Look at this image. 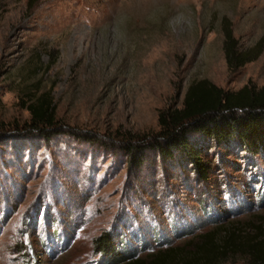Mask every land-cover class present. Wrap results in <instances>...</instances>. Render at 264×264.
<instances>
[{
    "label": "rangeland",
    "instance_id": "rangeland-1",
    "mask_svg": "<svg viewBox=\"0 0 264 264\" xmlns=\"http://www.w3.org/2000/svg\"><path fill=\"white\" fill-rule=\"evenodd\" d=\"M223 19L251 47L264 0H0V264H115L102 246L115 228L120 246L143 255L264 219L263 155L215 153L212 182L195 184L158 158L135 175L108 143L150 137L192 79L264 85V47L226 66ZM44 91L57 128L27 135L25 104ZM205 190L217 193L212 208Z\"/></svg>",
    "mask_w": 264,
    "mask_h": 264
},
{
    "label": "trees",
    "instance_id": "trees-1",
    "mask_svg": "<svg viewBox=\"0 0 264 264\" xmlns=\"http://www.w3.org/2000/svg\"><path fill=\"white\" fill-rule=\"evenodd\" d=\"M221 30L224 60L229 69L255 58L264 47V34L251 47L239 48L228 20H222ZM25 107L29 120L26 128L19 129L21 132L45 136L57 128L47 91L34 96ZM157 124L158 130L150 137L108 143L124 151L135 175L145 164V169L151 170V159L158 158L178 176L187 170L192 173L195 184L211 183L207 174L215 153L226 158L228 153L238 152L264 156V85L244 83L237 89H224L206 78L192 79L184 90L181 105L158 111ZM88 138L89 142L98 141ZM223 150L227 152H220ZM204 193L210 194L206 205L215 206L216 191ZM235 224L237 221L214 224L179 243L158 247L143 255H135L120 246L123 228L119 231L115 228L114 239L109 235L102 237V246L108 252L106 258L115 264H225L228 259L227 264H231L230 258L236 254L241 257L239 264H264V219L256 220L250 231L239 229ZM113 243L119 252H124H116Z\"/></svg>",
    "mask_w": 264,
    "mask_h": 264
}]
</instances>
